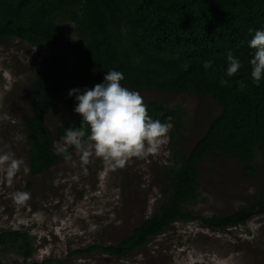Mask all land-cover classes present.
I'll return each mask as SVG.
<instances>
[{"label": "trees", "instance_id": "obj_1", "mask_svg": "<svg viewBox=\"0 0 264 264\" xmlns=\"http://www.w3.org/2000/svg\"><path fill=\"white\" fill-rule=\"evenodd\" d=\"M261 29L264 0H0V45L19 41L39 53L23 88L29 107L22 126L33 177L56 164L54 141H60L66 129L81 126L69 91L93 88L110 70L123 72L121 84L129 90L209 98L219 107L214 114L206 112L204 132L185 152L179 141L186 112L144 100L154 120L172 125L170 161L158 180V208L118 242L69 256L97 252L124 260L175 223H198L211 232H224L264 215V190L224 216L192 210L200 196L202 162L232 159L248 178L258 174L251 167L256 160L264 166V81L259 87L252 82L255 50L248 46L254 30ZM228 52L242 65L231 78L225 75ZM204 61H212L213 68L205 71ZM221 79H227L228 86L222 87ZM60 101L68 121L51 130L46 119ZM4 249L24 261L34 254L32 238L20 230L0 232V251Z\"/></svg>", "mask_w": 264, "mask_h": 264}, {"label": "rangeland", "instance_id": "obj_2", "mask_svg": "<svg viewBox=\"0 0 264 264\" xmlns=\"http://www.w3.org/2000/svg\"><path fill=\"white\" fill-rule=\"evenodd\" d=\"M38 49L19 41L0 45V151H12L28 166L22 118L28 113L25 87ZM144 100L165 103L186 112L179 147L185 152L204 132L206 112L219 107L211 99L175 94L140 93ZM46 123H67L68 113L58 104ZM210 115L214 116V115ZM47 172L33 177L21 170L12 184L0 173V232L20 230L33 240L34 254L24 261L11 250L0 251L4 264H264V215L224 232H211L198 223H175L159 238L151 240L128 259L100 253L69 256L89 246L113 244L129 235L149 218L161 200L159 178L170 161L169 136L159 154L131 158L123 168H111L93 155L87 165L80 153L68 148L71 160L58 155ZM258 174L248 178L243 166L232 159L211 158L199 166V199L195 214L224 216L264 190V166L251 164ZM26 191L30 199L23 205L13 193Z\"/></svg>", "mask_w": 264, "mask_h": 264}, {"label": "clouds", "instance_id": "obj_3", "mask_svg": "<svg viewBox=\"0 0 264 264\" xmlns=\"http://www.w3.org/2000/svg\"><path fill=\"white\" fill-rule=\"evenodd\" d=\"M248 46L255 50L250 60L251 77L259 87L264 81V29L254 30ZM226 61L225 75L231 78L242 65L232 52L227 53ZM202 67L208 71L213 68V63L204 61ZM106 73L103 82L91 89L69 91V98H75L74 112L82 118V123L78 128L66 129L65 135L54 145L56 153L69 161L72 157L68 148L74 147L80 153L82 164L87 165L90 157L95 155L111 168H123L131 158L159 154L167 143L171 123L154 120L148 114L141 94L122 86L123 72L110 70ZM219 83L225 87L229 81L221 79ZM8 119L7 114L0 116V120ZM21 170L25 175L30 171L23 159L17 158L10 150L0 151V173L7 183L12 184ZM12 195L16 204L23 205L31 194L16 191Z\"/></svg>", "mask_w": 264, "mask_h": 264}]
</instances>
